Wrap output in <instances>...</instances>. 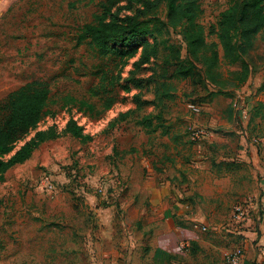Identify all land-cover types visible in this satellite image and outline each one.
Here are the masks:
<instances>
[{"label": "rangeland", "instance_id": "374dc122", "mask_svg": "<svg viewBox=\"0 0 264 264\" xmlns=\"http://www.w3.org/2000/svg\"><path fill=\"white\" fill-rule=\"evenodd\" d=\"M152 1L0 0V101L35 80L47 83L51 89V101L38 128L0 156L9 158L39 133L53 127L62 131L74 119L90 140L83 142L64 134L61 142L71 149L70 157L75 153L80 163L61 160L53 164L55 168L63 171L66 178L72 172L82 177L91 170L87 161L94 165L107 162L108 168H119L123 166V137H191L193 126L205 128L209 136L212 131L201 124L209 102L228 103L237 113V132L227 133L228 137H264V100L260 98L264 92V29L256 36L253 49L244 56L249 66L244 83L239 65L224 61L220 44L218 52L222 59L210 80L207 75L198 84L166 78L164 61L168 54L162 41L165 38L177 48L181 46L185 58L186 46L180 30L147 36L127 47L112 46L116 52L108 55H101L92 39H79L86 25L109 20L104 14L106 8L120 12L123 19ZM236 1L243 0H200L199 22L209 31ZM158 14L166 16L165 5ZM207 42L219 43L216 36H208ZM163 83L166 86L161 87ZM108 99L113 100L111 107L106 105ZM189 103L200 105L202 113L193 114L187 107ZM143 119L152 126L146 128ZM115 169L101 179L116 175L123 183V174ZM12 170L5 173L7 179L4 177L0 184V264H30L31 250L26 252L22 235L31 222L38 225L40 218L27 217L28 206L33 210L32 205L55 201L62 195V185L55 170L47 166H39L33 176L23 166ZM46 172L54 175L58 185L54 198L38 187ZM67 194L74 200L82 197L73 190ZM32 251L37 252L35 257L39 256L38 249ZM226 253H218V263L225 264Z\"/></svg>", "mask_w": 264, "mask_h": 264}, {"label": "crops", "instance_id": "0c3cea01", "mask_svg": "<svg viewBox=\"0 0 264 264\" xmlns=\"http://www.w3.org/2000/svg\"><path fill=\"white\" fill-rule=\"evenodd\" d=\"M236 117L230 104L209 102L201 124L212 132L198 143L173 135L123 137V166L87 161L93 191L109 170L123 174L128 189L110 201L69 187L53 164L80 162L62 138L40 145L12 169L23 166L33 176L39 166L53 168L62 195L28 206L27 217L40 218L22 235L29 263L223 264L218 253L240 247L242 264H264V137H228L237 132ZM70 190L82 197L74 200Z\"/></svg>", "mask_w": 264, "mask_h": 264}, {"label": "trees", "instance_id": "16d2710c", "mask_svg": "<svg viewBox=\"0 0 264 264\" xmlns=\"http://www.w3.org/2000/svg\"><path fill=\"white\" fill-rule=\"evenodd\" d=\"M162 5L166 6L164 18L158 14ZM119 13L106 8L104 14L105 17L109 16V20L103 19L98 25H86L79 39H92L99 53L108 55L109 52H116L112 46L127 47L147 36L180 30L186 46V57L183 58L181 46L177 45V48L164 38L162 43L168 54L164 61L165 77L192 80L197 84L204 75L210 80L212 71L220 63L222 58L218 52L219 44L223 49L224 61L228 65H239L241 82L244 83L249 72L244 56L253 49L256 36L264 29V0L236 1L221 14L218 23L212 25L209 31L199 22L200 0H154L135 15H126L120 19ZM208 36H216L219 43L208 44ZM211 81L215 84L214 80ZM160 86L166 85L163 83ZM105 89L103 86V91ZM136 98L139 101V97ZM50 101L49 85L39 80L30 82L0 101V154L14 147L38 128ZM106 105L111 107L113 100L108 99ZM143 124L146 128L152 126V123H147L144 119ZM156 128L158 127H152L154 130ZM64 134H71L83 142L90 140L74 119L69 120L62 131L53 127L41 132L37 137L22 144L9 158L4 159L0 156V184L8 170L28 161L43 143L60 139ZM69 176L73 180H70L69 187L73 190L81 191L80 188L83 187L88 193L94 192L83 181L87 177L86 174L81 177L78 173L72 172Z\"/></svg>", "mask_w": 264, "mask_h": 264}, {"label": "built area", "instance_id": "2783aa9c", "mask_svg": "<svg viewBox=\"0 0 264 264\" xmlns=\"http://www.w3.org/2000/svg\"><path fill=\"white\" fill-rule=\"evenodd\" d=\"M188 109L193 113V114H201L203 108L195 103H189L187 105ZM191 137L190 140L194 143L200 142L204 137H207L208 132L205 128H200L198 126H193L191 129ZM75 174V173H74ZM86 184L89 185V179L88 176L86 177L85 180H83ZM38 187L46 193L48 196L51 198H54L57 196L59 189L58 185L56 183V179L52 173H44L41 177L40 180L38 181ZM82 193L84 195H87L88 192L82 187L80 188ZM128 189V184L127 182L123 179V183L119 181L118 176H114L110 179H104L100 180V184L95 188L94 192L97 196L101 197L104 201H110L111 198H113L116 195L121 196L124 192H126ZM114 198H117L116 196ZM239 213L237 215L241 219H245L247 216V213L243 211V209H240L239 207L237 208ZM207 228L204 227L203 231H206ZM182 250L187 249V245L184 244L183 247H181ZM243 255H244V250L240 247L234 248L232 251L226 253L225 256V264H242L243 260Z\"/></svg>", "mask_w": 264, "mask_h": 264}]
</instances>
